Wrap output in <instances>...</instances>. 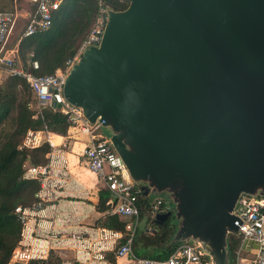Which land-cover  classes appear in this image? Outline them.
<instances>
[{"label": "water", "instance_id": "95a60500", "mask_svg": "<svg viewBox=\"0 0 264 264\" xmlns=\"http://www.w3.org/2000/svg\"><path fill=\"white\" fill-rule=\"evenodd\" d=\"M64 95L108 127L142 193L174 206L155 221L174 215L176 241L228 264L239 196L264 195V0H130Z\"/></svg>", "mask_w": 264, "mask_h": 264}, {"label": "trees", "instance_id": "16d2710c", "mask_svg": "<svg viewBox=\"0 0 264 264\" xmlns=\"http://www.w3.org/2000/svg\"><path fill=\"white\" fill-rule=\"evenodd\" d=\"M130 0H65L54 13L51 27L18 43L19 57L23 66L37 75L52 74L65 68L69 59L78 52L101 15L100 3L108 11L124 10ZM34 11L35 5H30ZM1 9V8H0ZM30 60H36L34 68ZM70 123L58 109L38 106L28 82L19 76L5 74L0 81V264H62V258L53 250L46 258L13 260L14 252L23 237L24 223L16 208L33 207L43 201L39 197L41 182L27 177L28 166L47 165L52 147L48 142L37 146L25 144L29 131H51L68 135ZM112 196L104 186L99 193L96 208L104 213L98 220L100 227L121 232L116 247L106 253L110 264H116L114 251L125 243L129 236L127 223L130 219L110 212L107 203ZM153 197L140 194L139 216L132 239V253L136 258L166 259L180 244L173 231L177 220L174 215L163 223H157L152 208ZM133 220V219H131ZM241 238L232 235L229 239V263H236V251Z\"/></svg>", "mask_w": 264, "mask_h": 264}, {"label": "built area", "instance_id": "2783aa9c", "mask_svg": "<svg viewBox=\"0 0 264 264\" xmlns=\"http://www.w3.org/2000/svg\"><path fill=\"white\" fill-rule=\"evenodd\" d=\"M30 5H35L34 11L28 14L27 23L21 38L47 31L52 25L54 13L61 7L65 0H25ZM101 15L97 18L90 34L80 46L76 55L69 59L65 68H58L52 74L37 75L26 69L18 62V44L14 48L7 47L17 21L18 13L12 9H0V65L7 73L24 78L31 87L38 106H52L67 116L70 127L86 133L90 142L82 149V157L88 167L96 173L111 191L112 196L108 200L110 212L130 219L127 223L129 236L124 244L115 251L116 258L133 257L135 264H215L213 258L204 251L200 241H186L174 250L166 259L136 258L132 253V239L136 230L139 207V195L143 194L141 187L130 175L129 169L114 147L110 135L97 132L102 128L100 122L91 123L84 115L82 108L71 102L64 95V85L67 75L73 64L78 60L83 51L90 46H97L102 39L107 21L108 10L100 3ZM13 55H9V51ZM30 64L38 67L36 60H30ZM56 104L55 106L53 104ZM29 131L25 144L37 146L48 142L51 147L64 146L63 141L55 143L53 132ZM49 165L28 166L27 177L37 178L44 186L48 178ZM154 198V197H153ZM41 202L33 207L22 208L18 206L16 211L24 224L28 223L29 214L34 208H40ZM154 215L158 212L173 210L174 206L163 198L155 197L152 201ZM235 225L239 228L240 245L237 249L235 264H264V195L242 193L233 209ZM133 219V220H131ZM247 243L255 244V253L249 259L243 257ZM251 251L253 247H249Z\"/></svg>", "mask_w": 264, "mask_h": 264}, {"label": "crops", "instance_id": "0c3cea01", "mask_svg": "<svg viewBox=\"0 0 264 264\" xmlns=\"http://www.w3.org/2000/svg\"><path fill=\"white\" fill-rule=\"evenodd\" d=\"M30 12L26 9L27 18ZM53 134L55 143L63 141L65 145H55L48 153V178L45 186L41 182L39 191L43 204L29 214L13 260L46 258L53 250L62 258V264H110L106 253L116 247L122 234L97 224L104 213L97 210L96 203L105 184L81 155L90 137L71 127L68 136ZM249 247L253 249L248 251ZM255 247L247 243L243 257H252ZM116 264L135 261L133 257H121L116 258Z\"/></svg>", "mask_w": 264, "mask_h": 264}, {"label": "rangeland", "instance_id": "374dc122", "mask_svg": "<svg viewBox=\"0 0 264 264\" xmlns=\"http://www.w3.org/2000/svg\"><path fill=\"white\" fill-rule=\"evenodd\" d=\"M30 7H31L30 4L28 2H26L25 0H0V8L1 9H12L14 11H17V13H18V21H17V24H16L12 34L9 37V40H8V43H7V47L14 48L20 42L22 33H23V31L25 29V26H26V23H27L26 9H30ZM13 53H12L11 50L9 51V55L10 56H12ZM17 55L19 56V50L17 52ZM17 61L22 63L20 57L17 59ZM0 67L2 68V76L5 75V74H8L7 70L3 66L0 65ZM0 81H1V79H0ZM97 132L100 133V134H103V135H108L109 134V129L106 126H103L102 130H101V128H98ZM154 198H155V196H154ZM178 227H179L178 223L175 224L174 231H173V238H175V236H176V234L178 232ZM15 255H14V258H15ZM236 258H237V253H236Z\"/></svg>", "mask_w": 264, "mask_h": 264}, {"label": "flooded vegetation", "instance_id": "af4514ba", "mask_svg": "<svg viewBox=\"0 0 264 264\" xmlns=\"http://www.w3.org/2000/svg\"><path fill=\"white\" fill-rule=\"evenodd\" d=\"M174 210V209H173ZM232 235H236V233H231L229 232L228 235H227V250H228V245H229V239Z\"/></svg>", "mask_w": 264, "mask_h": 264}]
</instances>
